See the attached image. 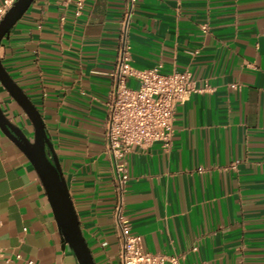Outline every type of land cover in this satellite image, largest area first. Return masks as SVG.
<instances>
[{"label": "crops", "instance_id": "crops-1", "mask_svg": "<svg viewBox=\"0 0 264 264\" xmlns=\"http://www.w3.org/2000/svg\"><path fill=\"white\" fill-rule=\"evenodd\" d=\"M125 2L86 0L75 17L64 0H35L0 47L43 116L97 264L118 254L104 121ZM129 40L135 67L188 69L196 89L176 108L169 151L156 142L127 154L131 232L181 264H264V0H136ZM0 105L32 138L1 83ZM0 247V264H79L1 129Z\"/></svg>", "mask_w": 264, "mask_h": 264}, {"label": "built area", "instance_id": "built-area-1", "mask_svg": "<svg viewBox=\"0 0 264 264\" xmlns=\"http://www.w3.org/2000/svg\"><path fill=\"white\" fill-rule=\"evenodd\" d=\"M15 1L1 0L0 19ZM85 2L64 0L65 5H73L75 17L83 14ZM135 5L136 0L125 2L117 56L110 73L111 86L105 103L104 137L113 165V223L118 241V264H181L175 254L145 250L143 238L131 232V222L125 213V193L129 180L127 154L136 146L148 147L156 142L169 151L173 144L176 108L196 90L188 69L165 73L157 67L137 68L132 64L129 30ZM101 244L106 246L108 243L103 241ZM0 256H3L1 247ZM16 257L21 258V255L17 254ZM26 264L36 263L28 260Z\"/></svg>", "mask_w": 264, "mask_h": 264}, {"label": "water", "instance_id": "water-1", "mask_svg": "<svg viewBox=\"0 0 264 264\" xmlns=\"http://www.w3.org/2000/svg\"><path fill=\"white\" fill-rule=\"evenodd\" d=\"M35 0H16L0 19V47L9 38L13 27ZM0 83L25 112L33 127V136L13 122L0 105V129L27 156L37 172L47 194L62 241L75 254L79 264H97L83 234L79 217L70 195L67 181L48 136L46 124L37 106L13 79L0 57Z\"/></svg>", "mask_w": 264, "mask_h": 264}, {"label": "rangeland", "instance_id": "rangeland-1", "mask_svg": "<svg viewBox=\"0 0 264 264\" xmlns=\"http://www.w3.org/2000/svg\"><path fill=\"white\" fill-rule=\"evenodd\" d=\"M115 262V264H118V256L115 258V260H114Z\"/></svg>", "mask_w": 264, "mask_h": 264}]
</instances>
